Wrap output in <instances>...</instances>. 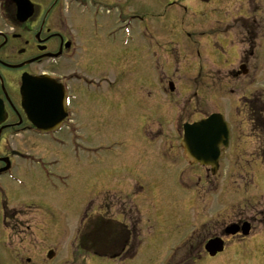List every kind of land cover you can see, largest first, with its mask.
I'll use <instances>...</instances> for the list:
<instances>
[{
  "label": "rangeland",
  "instance_id": "374dc122",
  "mask_svg": "<svg viewBox=\"0 0 264 264\" xmlns=\"http://www.w3.org/2000/svg\"><path fill=\"white\" fill-rule=\"evenodd\" d=\"M110 1L107 0L108 5L115 7L116 3ZM116 2L121 7L119 15L122 18L124 37L131 34L135 38L126 49L115 48L110 43H107L106 49L109 56L119 53L120 60L116 63L119 68L125 69L119 73V68L117 70L111 68L113 65L109 61L107 66H104L95 56H90L92 63L88 64L86 71L92 76L104 75L106 78L120 75L123 77V73L126 72L124 77L126 81L123 83L126 102L118 106L102 94L95 92L81 94L79 101L76 102L77 115L84 123L89 148L93 151L89 152L88 156L83 154L78 157H62L64 163L59 167L57 174L70 176V182H73L70 190L58 191L49 185L45 178L29 177L26 163L21 166L22 173L18 172L15 175L27 183L25 188L1 184L0 192L8 195L11 204L31 202L44 208L41 213L44 225L37 234L38 240L32 230L28 231L25 242H22L18 233L11 230L4 233V239L0 234V264H167L172 255L171 250L180 248L186 239L187 229L194 224L203 223L206 219L207 224L199 231L197 239L205 237L207 229L211 232L218 230L220 234V230L222 227L225 228L227 223L237 221L239 218L248 220L250 216L247 214L246 217V214L241 213L243 209L255 212L252 217H256L254 223L256 232L260 234L261 230H264V213L259 214L256 211L264 209V198H259L264 195V163L259 156L257 137L250 135L247 121L238 112L240 105L237 98L244 90L247 93L255 90L258 95H264V40L259 51L260 68L256 69L257 76L254 59L251 58L249 76L235 82L237 85L251 82V85L246 86V89V83L238 86L236 91L234 90L235 97L234 94L226 96L228 75L225 71L221 75L224 80L219 85L220 91H213L209 83L218 79L215 78V73L208 80L199 78L214 68L227 70L237 64L240 47L232 43L231 37L221 43L217 36L216 23L222 19L232 20L234 17L244 15L245 2L242 0H234L233 3L229 0L207 2L116 0ZM259 5L261 9L264 8L262 2ZM237 6L241 9L237 10ZM106 15L107 20L102 22L101 29L106 28V31H109L114 27L113 19L117 12L107 11ZM111 16L112 19L109 18ZM104 18L102 16L101 19ZM49 26H52V23ZM162 77L171 79L176 92L187 96L188 106L192 104L191 108H196L194 111H188V121L218 111L215 107L217 106L229 117L227 119L230 122L236 124L222 168L218 176L211 175L212 180L208 184L206 170L200 165L191 166L182 161L174 163L161 158L162 150L158 148L164 136L158 134L159 123L152 117L147 122H142L139 102L151 104L165 98L161 87ZM254 78L256 84L255 81L252 82ZM199 102L203 103L202 107L197 105ZM168 118L169 116L165 115L164 120ZM144 127L145 131L141 133ZM170 128L169 124V131ZM161 130L166 133L167 124H164ZM35 143L36 141L29 140L25 148L39 155L51 150L48 158L62 153L59 150L53 152L51 149L53 147L45 142H39L41 147ZM31 145L33 149L30 148ZM95 149L98 150L95 152ZM169 165L173 166L168 167ZM134 170H137L138 179L141 181L136 178ZM245 175H249L251 181L249 176L246 178L248 181H244ZM194 176L201 178L200 183ZM152 177L157 187L152 183L150 179ZM158 178H166V184L158 182ZM217 185L216 192L223 193L221 197L227 199L226 203L233 204V207L229 208L233 210L232 214L223 212L224 208L215 203L212 194L209 193L208 190L216 189ZM204 186L205 191H208L205 195L209 198L202 200L204 209L206 208L204 212L200 203L196 208L194 206L189 208L190 197H193V194L187 192L199 191V188L201 190ZM141 188L146 189V194H137ZM194 197L197 198L195 195ZM221 197L218 195L215 198L221 202ZM132 202L139 204L138 207L140 205L143 207L144 215L140 216V219L144 220L140 221L138 226L139 239L142 242L137 254L131 258L133 251L138 247L129 246L121 257L119 256L120 258L90 254L86 244L92 241L91 229L100 230L96 228L101 224L98 213H106L113 220L110 226L114 225L120 229V224L115 221L119 219L121 223L133 227L128 220L131 222L138 213L129 211ZM36 208L33 210L31 207L27 208L28 216L33 218V225L36 223L34 218H37ZM133 208L136 210L137 206ZM191 210H196L200 214L197 216ZM119 211L126 217L119 216ZM147 220L151 222L148 223ZM209 234L211 235L210 232ZM258 240L264 241V236L261 235ZM52 249L55 256L48 259V252ZM107 250L112 255L116 249ZM179 254L180 252L177 255ZM178 260L179 257L175 256L170 264H182ZM241 261L243 262L242 258Z\"/></svg>",
  "mask_w": 264,
  "mask_h": 264
},
{
  "label": "flooded vegetation",
  "instance_id": "af4514ba",
  "mask_svg": "<svg viewBox=\"0 0 264 264\" xmlns=\"http://www.w3.org/2000/svg\"><path fill=\"white\" fill-rule=\"evenodd\" d=\"M30 2L33 4V12L25 20H19L14 1L0 0V98L6 108L5 120L0 123V187L2 183L22 187L20 184L12 182L8 178V174L11 173L15 176L18 172L22 173L23 163L28 166L29 177L59 179L68 175L57 174L59 167L64 163L62 157L74 156L73 152L75 151L73 150L76 147L89 148L84 123L77 115L76 102L79 101L81 94L86 95L93 92L102 94L103 97L110 98L118 106L122 103L125 104L127 99L123 92L125 79H118L117 76L109 80L104 75L92 76L86 71L88 64L92 63V60L89 59L90 56H95L99 63L103 62L104 66H107V61H109L113 65L111 68L115 70L117 69L116 61L120 60L119 53L109 56V51L106 49L107 43L122 49V38L113 30L116 25L109 31H106V28L101 29L102 22L107 20L105 13L108 6L107 0H30ZM113 2L116 0L110 1V3ZM248 3V15L238 16L230 23L225 20L216 23L220 42L221 40L225 42L228 36L233 35L235 41L239 40L243 44V55L246 58L240 65L245 64L247 72H249L247 66L250 64L249 58L256 55L259 48L258 41L264 37V11L260 9L256 0H248ZM118 6L117 3L116 7ZM250 7L253 9V13L249 14ZM102 16L105 17L103 20ZM50 23L52 26H49ZM23 73L54 75L60 82L70 84L74 100L70 101L68 109L63 110L61 115H66L61 122V130L55 133V137L50 134L39 135L40 131L36 125L28 120L21 108L17 95ZM228 74V77L236 79L241 76V70L233 69ZM248 99L246 117L251 133H255L257 130L264 131V121L260 120L256 113L257 102H263V98ZM147 104L139 102L142 122H147L152 117L156 123H159L158 134L164 136L159 150L161 149V152L168 156L175 155L179 147L177 137H180L182 132L178 120H182L188 110L185 97L182 94L175 97L168 95L163 101L152 102L148 106ZM240 114L243 115L242 112ZM165 115L169 116L166 121L164 120ZM1 117H4L3 113ZM125 120L126 118L123 122ZM162 122L165 125H172L173 134L171 130H166V133L162 132L161 127L164 125ZM78 131H81L80 133L85 136L79 135ZM144 131L145 127L141 129V133ZM29 140L36 141L35 144L40 147L42 145L39 142H45L54 148H51L53 152L59 150L62 153L53 156V158H48L51 155V150L46 154L39 155L37 152L25 148ZM180 141L181 139L178 142L180 143ZM32 147L31 145L30 148L33 149ZM260 150H264V145ZM15 178L17 177L15 176ZM20 182L25 183L24 188L27 186V183L22 179ZM0 195L1 237L4 238V233L11 230V232L18 233L22 242H25L29 230L38 234L42 227L41 209L36 208L37 218H34L36 223L33 225V218L28 216L27 208L31 207L33 210L34 203L11 204L8 195L3 191L0 192ZM250 210L255 211L252 208ZM256 211L259 214L264 213V209ZM241 213L250 216H246L248 217L247 221L251 224V231L248 235L242 234V225L246 221L241 218L232 221L234 224H239L241 232L227 235L224 249L212 256L205 249L206 242L215 236L225 237L226 230L222 227L219 234L218 230L211 232L207 229L205 237L197 239L198 233L190 239H185L180 263L264 264V241L258 240L261 235L264 236V230L258 234L254 229L256 217H252V214L255 212L242 210ZM227 241L229 242L227 243Z\"/></svg>",
  "mask_w": 264,
  "mask_h": 264
},
{
  "label": "water",
  "instance_id": "95a60500",
  "mask_svg": "<svg viewBox=\"0 0 264 264\" xmlns=\"http://www.w3.org/2000/svg\"><path fill=\"white\" fill-rule=\"evenodd\" d=\"M41 87L54 92L45 91L44 94L40 95L38 91ZM22 92L24 96L23 105L36 125L42 126L41 117L60 109V99L63 94L61 88L52 82L26 79ZM46 103L53 107L48 112ZM41 104L46 106L45 110L41 109ZM57 120V117L50 120L48 125L54 124ZM228 139V126L224 124L221 117L212 116L208 120L186 126L184 145L192 161L213 165L214 169H217L218 160L223 154L221 146H227Z\"/></svg>",
  "mask_w": 264,
  "mask_h": 264
}]
</instances>
